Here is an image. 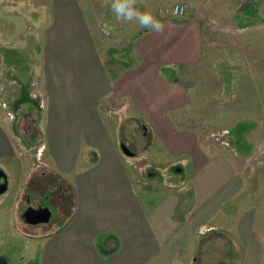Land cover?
I'll return each instance as SVG.
<instances>
[{
	"label": "crops",
	"instance_id": "crops-1",
	"mask_svg": "<svg viewBox=\"0 0 264 264\" xmlns=\"http://www.w3.org/2000/svg\"><path fill=\"white\" fill-rule=\"evenodd\" d=\"M180 2L187 12L191 2ZM41 12L49 24L42 84L32 101L40 114L43 147L36 152L34 143L15 140L0 112L3 195L20 182L15 198L0 200V224L13 226L25 239L16 227V210L33 206L36 191L57 206L56 187L72 188L74 202L65 221L48 232L28 234L43 248L39 264L192 262L199 228H210L213 219L225 215L243 185L229 155L211 153L196 129L179 128L171 119L191 102V88L178 79L185 76L182 68L204 59L205 16L192 9L182 16L161 13L156 19L163 32L142 30L127 51L133 59L120 60L111 75L80 0H48ZM113 100L124 103L111 109L107 102ZM125 114L143 121L153 137L146 164H131L121 149ZM50 204L40 205L51 209L52 219ZM4 211L12 215L8 221ZM251 256L261 258L254 240L245 245V264Z\"/></svg>",
	"mask_w": 264,
	"mask_h": 264
},
{
	"label": "rangeland",
	"instance_id": "rangeland-1",
	"mask_svg": "<svg viewBox=\"0 0 264 264\" xmlns=\"http://www.w3.org/2000/svg\"><path fill=\"white\" fill-rule=\"evenodd\" d=\"M47 1L0 0V112L6 116L15 140L34 143L36 152H40L43 137L39 110L32 99L42 84V47L49 21L41 16V7ZM80 1L107 72L112 75L120 60L133 59L127 51L132 39L145 28L136 22L117 23L110 11L111 0ZM175 2L180 0H137V7L156 18L171 11ZM189 2L185 15L192 9L205 16L204 59L182 68L185 76L178 80L191 88V102L171 119L179 128L196 129L211 153L229 155L242 174L243 185L224 208L225 215L213 219L212 227L199 228L196 256L188 264H245V245L253 240L261 258L251 256L246 264H264V0ZM120 103L124 100L108 101L107 105L113 109ZM143 126L140 119L124 115L120 140L135 153L128 158L137 166L150 160L147 152L153 142ZM147 171L142 176L146 177ZM9 186L0 200L15 198L20 182ZM40 194L36 191L31 205L50 204L46 195ZM52 196L58 202L57 196ZM67 196L73 197L72 188ZM55 201L57 206L50 204L53 218L49 223L29 224L22 217L24 210H16V227L25 239L15 234L13 226L0 224V264H39L43 248L29 236L52 230L71 212V207L61 210ZM4 214L6 221L12 216L10 212Z\"/></svg>",
	"mask_w": 264,
	"mask_h": 264
},
{
	"label": "clouds",
	"instance_id": "clouds-1",
	"mask_svg": "<svg viewBox=\"0 0 264 264\" xmlns=\"http://www.w3.org/2000/svg\"><path fill=\"white\" fill-rule=\"evenodd\" d=\"M110 11L117 23L136 22L140 28H148L156 33L163 32V23L151 12L140 11L137 0H111Z\"/></svg>",
	"mask_w": 264,
	"mask_h": 264
},
{
	"label": "water",
	"instance_id": "water-1",
	"mask_svg": "<svg viewBox=\"0 0 264 264\" xmlns=\"http://www.w3.org/2000/svg\"><path fill=\"white\" fill-rule=\"evenodd\" d=\"M121 149L127 156L135 155V153L127 146V144L123 142L121 143ZM1 176L5 179V182L4 184H0V194L4 193L7 189L6 175L3 171L0 173V177ZM22 217L29 224L48 223L51 220L52 211L48 206H29L23 211Z\"/></svg>",
	"mask_w": 264,
	"mask_h": 264
},
{
	"label": "trees",
	"instance_id": "trees-1",
	"mask_svg": "<svg viewBox=\"0 0 264 264\" xmlns=\"http://www.w3.org/2000/svg\"><path fill=\"white\" fill-rule=\"evenodd\" d=\"M68 190H70V188H63V191H60L59 186L56 187L54 195L57 196V201L56 202L59 206H61V208L65 209L68 207H72L73 205V200H74V193H73V197L67 196Z\"/></svg>",
	"mask_w": 264,
	"mask_h": 264
},
{
	"label": "built area",
	"instance_id": "built-area-1",
	"mask_svg": "<svg viewBox=\"0 0 264 264\" xmlns=\"http://www.w3.org/2000/svg\"><path fill=\"white\" fill-rule=\"evenodd\" d=\"M186 11V5L183 4V3H176L174 6H173V9H172V12L173 14L177 15V16H180V15H183ZM4 107L7 106L6 103H1ZM41 105H43V102L41 101Z\"/></svg>",
	"mask_w": 264,
	"mask_h": 264
},
{
	"label": "flooded vegetation",
	"instance_id": "flooded-vegetation-1",
	"mask_svg": "<svg viewBox=\"0 0 264 264\" xmlns=\"http://www.w3.org/2000/svg\"><path fill=\"white\" fill-rule=\"evenodd\" d=\"M0 173H2L1 170H0ZM4 182H5V179L1 176V177H0V184H4ZM40 206H42V205H40Z\"/></svg>",
	"mask_w": 264,
	"mask_h": 264
}]
</instances>
